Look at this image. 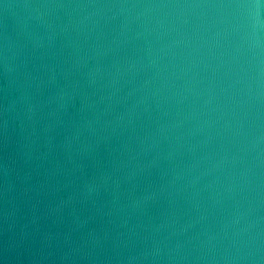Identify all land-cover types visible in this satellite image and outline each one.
<instances>
[{"label": "clouds", "instance_id": "9594fccd", "mask_svg": "<svg viewBox=\"0 0 264 264\" xmlns=\"http://www.w3.org/2000/svg\"><path fill=\"white\" fill-rule=\"evenodd\" d=\"M0 264H264V0H0Z\"/></svg>", "mask_w": 264, "mask_h": 264}, {"label": "water", "instance_id": "95a60500", "mask_svg": "<svg viewBox=\"0 0 264 264\" xmlns=\"http://www.w3.org/2000/svg\"><path fill=\"white\" fill-rule=\"evenodd\" d=\"M187 2H194V0H187ZM23 13L22 12H20L19 10L17 11V15L18 16H21Z\"/></svg>", "mask_w": 264, "mask_h": 264}]
</instances>
